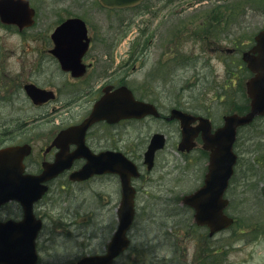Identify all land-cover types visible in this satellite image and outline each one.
<instances>
[{
  "label": "flooded vegetation",
  "instance_id": "obj_1",
  "mask_svg": "<svg viewBox=\"0 0 264 264\" xmlns=\"http://www.w3.org/2000/svg\"><path fill=\"white\" fill-rule=\"evenodd\" d=\"M31 1L30 7L34 9L31 27L20 28L17 25H7L0 19V28L17 33L23 38L19 52H16L7 42L0 44V151L13 147L23 149L26 154L22 160L24 176L40 177L50 165L57 162H63L64 165L69 163L70 166L41 184L32 183L33 193L26 197V205L15 200L6 201L0 205V224L22 223L28 215L26 208L29 209L27 227L9 226L7 237L11 241H20L30 227L33 231L41 223V229L37 231L36 238L38 264H41V244L56 243L58 238L66 240L68 237L61 234L63 231H70L71 236L81 242L90 243L94 238H99L105 243L104 250L99 254L90 251V244L86 245L87 249L79 254L78 260L85 256L105 254L119 226L118 210L123 199L120 176L110 173L95 174L88 179L75 181L72 175L80 172L88 164L89 159H95L105 153L121 154L137 166L139 175L132 178L135 189V220L128 233L129 249L122 253L113 264L129 252L133 243L131 235L140 227L136 225L139 219L145 216L144 212L154 209L168 211V207L172 210H185L187 213L190 211L193 217L192 227L199 232V235L198 237L189 235V241L194 242L195 246L199 245L197 248H201L199 252L201 257H208L211 264H218L221 251H219L220 240L217 238L221 233L212 235L209 227L198 226L194 221V209L183 201L185 196L195 193L204 186L209 171L210 154L203 148L201 135L195 139V145L191 150L182 145L181 123L179 120L170 119L173 109H179L194 116L211 118L202 115L201 109L192 106L191 102L168 104L166 86L163 88L161 84L155 85L151 81H146L139 86V83L130 81L137 72L149 71L148 65L159 68V71L164 68L168 74L169 62H183L185 57L180 54L181 49L178 48L180 38L178 33L183 34V29L172 33L174 38L168 43L169 48L168 44L165 45L164 58L153 60L149 58L152 48L156 45L153 39L147 43H134L128 50L127 57H124V52L118 45L114 47L113 43L108 44L110 34L116 32L112 24L106 23L101 26V22L96 24L76 13L68 12L65 20L78 17L83 19L87 25L85 37H76L74 42H70L69 39L64 42L67 38H61L62 36L54 39V31L65 20H58V25L46 36L41 30L42 27L38 26V10L32 7ZM162 2L163 0L147 2L141 7V13L152 15V9L157 7V3L161 5ZM181 2L176 0L166 2L164 9L170 13L171 19L181 13L176 9ZM106 11L112 15L121 12V10ZM231 12L224 18L217 16L202 18L199 26L195 27L197 31L193 32V35H196L198 47H201L199 60L204 59V53L208 55V58L223 53L224 63L228 67H233L237 51L244 43L239 44L237 38L232 35L235 24L234 21H229ZM89 15L92 17L93 11ZM249 43L246 44L249 45L246 48L247 51L254 46L253 42ZM152 61H154L153 65ZM143 64L145 65L142 66ZM230 74L231 78L239 79V74L236 72ZM233 79L230 81L233 82ZM121 87H128L135 101L153 105L157 115L149 114L142 118L121 119H115V117L107 119L104 116L102 119L93 121L85 131L82 130L81 125L92 116L96 105L106 96L114 95ZM107 110L108 104L103 107L104 115ZM198 124L197 121L193 126L197 127ZM215 128L213 124V129ZM157 134L163 135L164 140L157 142V146L161 147L155 152L153 160L148 161L146 154L153 137ZM172 153L181 157L186 168L178 163V159ZM4 157L0 156V176L11 177L12 164H2L4 159L10 162L13 159ZM170 158L172 162L169 161ZM19 159L16 158V161ZM110 159L118 161V157L115 158V156ZM168 167L172 176L179 175L184 169L191 167L201 175L199 187L191 192L180 191L178 186L168 188L166 183L163 184L166 177L168 178ZM157 173L162 174V181L152 177ZM94 183L104 185L103 187L112 183L114 191L103 195L106 197L105 202L94 203L90 205L91 208H85L91 211L89 214H84L85 218L81 213L72 212L65 202H60L61 191L77 190L85 193L94 189ZM41 185L47 186V192L44 195H39L37 189ZM2 189L3 187H0V190ZM263 190L264 186L261 192L264 198ZM96 195H100V192H96ZM176 195H180L181 202ZM231 205L232 202L229 208ZM261 206L259 213H257L259 210L254 209L256 211L254 213L257 214L249 216L248 228L242 232L247 235L248 242L254 241L256 236L264 233V203ZM93 211L106 212V216H102L101 220L97 219V215L100 214ZM114 211L115 219L109 220L108 215H112ZM103 213L101 215H104ZM228 215L235 220L227 230L233 234L240 220L229 213ZM181 232L186 234L187 238L188 230H181ZM166 249L168 251V243Z\"/></svg>",
  "mask_w": 264,
  "mask_h": 264
},
{
  "label": "rangeland",
  "instance_id": "obj_2",
  "mask_svg": "<svg viewBox=\"0 0 264 264\" xmlns=\"http://www.w3.org/2000/svg\"><path fill=\"white\" fill-rule=\"evenodd\" d=\"M167 1L165 0L161 5L157 3V8L153 9L156 13L154 17H142V15H138L140 12L137 10L124 11L112 15L105 9L100 8L97 0H32L31 5L38 10V26L42 27L41 30L44 31L46 36H48L51 29L58 25V20L61 21L68 16V12L76 13L96 24L101 22V26L106 23L112 24L116 32L110 34L108 44L113 43L114 47L118 45L121 51L124 52V57H127L126 54L132 48L135 40L142 41V37L138 39L139 33L142 35L146 28H150L151 32L144 43H147L151 38H156L154 40L156 45L152 48L149 55L151 60L163 58L166 53L165 45L170 40H173L172 33L183 29V34L182 32L178 33L179 37L187 35L189 39L187 38L182 43L180 54L186 60L193 59L191 61L194 63L197 56L200 57L201 55V47H198V41L191 40L190 36H195L193 32L197 31H195V27L199 26L202 18L208 19L214 16L224 18L228 17L229 12L232 11L229 20L230 22L234 21L235 24L232 29V35L246 44L264 26V0H253V2H248L249 0H176L182 1L176 7L178 12L181 13L173 19L169 17L170 13L164 9ZM92 11L93 16L90 17L89 14ZM124 32L127 33L125 37ZM222 41H225V39H222ZM6 42L16 52H19L23 38L17 33L0 28V44ZM154 49L157 50L154 51ZM204 55V59L197 62V68L190 69L187 67L179 70L174 65L175 62H169V75L166 82L163 80L164 74H158L163 70L159 71V68L150 65L147 66L149 71L137 72L130 81L136 84L139 83L140 86L146 81L152 82L154 79V84L160 82L163 88L166 86L168 104L175 105L179 102H182V104L191 102L192 106L199 107L202 113L210 114L214 125H222L225 115L232 113L242 114L244 112H239V109L243 108L246 111L249 110V100L245 87L246 79L242 80L240 82L242 84L237 85V87L229 89L227 84H230V81H228L227 65L223 61L225 58L224 54L218 53L214 57L209 58L205 53ZM153 63L154 61L151 64L153 65ZM204 63H209V67L208 65L204 66ZM255 124V127L242 131V139H240L237 147L240 162L236 179L232 183L227 197L232 202L228 213L239 218L240 222L233 234L225 231L217 238L220 240L219 251L222 252L218 264H264V233L256 236L257 238L252 242H248L247 235L242 233L248 228L249 216L259 213L262 208L261 204L264 203L261 193L264 186V139L261 144H259L260 140L258 143L255 141V137L261 139L264 136V120H259ZM250 135L252 138L246 139V136ZM172 154L178 159L179 164L184 165V161L180 156L176 153ZM255 158L260 159L261 162H254ZM169 161L172 162L173 160ZM169 171L168 167V178L166 177L163 182V184L166 183L165 185L168 188L178 186L180 191L191 192L199 187L201 175L196 173L191 167H187L179 175L174 174L172 176ZM152 177H155L157 181L163 180L162 174L159 175V173ZM100 186L103 187L104 185L94 183V189L85 193L77 190L61 191L60 196L62 199L60 202H65L72 212L81 213L83 218H85L84 214L91 213L85 208H91L90 205L94 203L105 202L106 197L103 195L106 192L111 194L114 191L112 183L106 184L103 188ZM96 192H100V195H96ZM163 196L166 197L165 195ZM176 197L181 202L180 195H176ZM169 199L170 195L168 194ZM254 209L259 211L254 213L256 212ZM93 212L100 214L97 215V219L100 220L102 216H106V212ZM101 213L104 215H101ZM144 213L145 216L141 220L139 219L136 225L137 227L140 225V227L138 229L136 227L137 230H134L131 235L133 243L129 252L119 258L115 264H197L198 262L199 264H209L211 262L208 257H201L199 253L201 248H197L199 247L198 244L195 246L194 242L189 241V235L195 237L199 235V232L192 227L193 217L190 211L187 213L185 210H172L168 207V211L154 209ZM171 213L173 215H170ZM108 219H115V211L112 215H108ZM167 224L168 228H166ZM186 229L189 233L187 238L185 237L186 234L181 232V230ZM61 234L68 238L66 240L58 238L56 243L44 242L41 244V264H76L79 254L85 251L87 249L86 245L89 244L91 245L90 251L93 253L99 254L104 250L105 243L99 238H94L90 243H85L74 236L72 237L70 231H63ZM167 243L168 251L166 249Z\"/></svg>",
  "mask_w": 264,
  "mask_h": 264
},
{
  "label": "water",
  "instance_id": "obj_3",
  "mask_svg": "<svg viewBox=\"0 0 264 264\" xmlns=\"http://www.w3.org/2000/svg\"><path fill=\"white\" fill-rule=\"evenodd\" d=\"M103 6L126 8L134 7L140 4L143 0H99ZM32 11L29 8V0H0V15L4 22H7L10 17L22 18L26 12ZM25 12V13H24ZM84 27L80 20H69L64 23L57 33L64 34L69 29L74 27ZM257 46L249 53L244 55V60L248 63V67L256 73V76L247 83L248 96L251 98V111L240 116L237 114L225 117V126L211 134V125L209 121L200 119L205 125L203 139L205 148L211 151L210 172L207 175L205 186L193 195L185 198V202L191 205L196 210V221L199 225H208L211 228V233L214 234L221 231L232 224V219L224 214V209L228 205V200L223 198L228 187L229 180L233 175V168L237 161V155L233 152V145L236 141L237 129L241 126L250 124L257 116L264 115V30L256 38ZM257 54V55H255ZM144 108L145 105L141 104ZM101 107H97L95 117H101ZM138 113V112H137ZM143 111L140 112V115ZM139 115V114H138ZM105 117L110 119L106 114ZM173 118H179L182 121L184 141H186L187 133L189 132L188 124L195 120L194 117L186 115L180 111H173ZM156 138H159L158 136ZM156 148L150 149L148 156L152 155ZM19 149L5 150L1 155H13L23 158ZM111 155L98 158L96 161L87 165L80 173L76 175V179H86L96 173L113 172L118 173L122 178L123 183V201L119 209L120 226L109 246V251L106 256H96L85 258L82 264H110L115 257L124 251L128 245L126 233L129 230L134 217V189L131 186V177L137 176L135 165L126 161L124 158L120 162L112 161ZM108 159V160H107ZM15 169L13 162V177L22 179L19 170ZM58 171V170H57ZM16 173V174H15ZM12 185L0 184L3 187L0 190V203L10 199H21L25 196V185H17L15 180ZM28 178H23L25 184ZM29 181V180H28ZM26 187V186H25ZM7 225L0 226V264H35L37 261L35 253V236L36 232L27 236L23 242V247L20 250H14L10 257V239L6 236L4 230ZM21 242V244H22Z\"/></svg>",
  "mask_w": 264,
  "mask_h": 264
},
{
  "label": "trees",
  "instance_id": "obj_4",
  "mask_svg": "<svg viewBox=\"0 0 264 264\" xmlns=\"http://www.w3.org/2000/svg\"><path fill=\"white\" fill-rule=\"evenodd\" d=\"M248 2H253V0H249ZM240 8V7H239ZM238 8V9H239ZM237 9V8H236ZM246 110H245V108H243V109H239V112H245ZM250 138H252V136H246V139H250ZM241 139H242V137H241ZM259 138L258 137H255V141L258 143V140Z\"/></svg>",
  "mask_w": 264,
  "mask_h": 264
}]
</instances>
